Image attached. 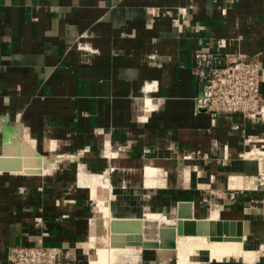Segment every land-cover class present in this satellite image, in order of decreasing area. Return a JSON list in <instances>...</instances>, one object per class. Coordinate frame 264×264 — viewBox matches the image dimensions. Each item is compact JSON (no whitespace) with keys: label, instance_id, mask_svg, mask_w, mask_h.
Returning a JSON list of instances; mask_svg holds the SVG:
<instances>
[{"label":"crops","instance_id":"crops-1","mask_svg":"<svg viewBox=\"0 0 264 264\" xmlns=\"http://www.w3.org/2000/svg\"><path fill=\"white\" fill-rule=\"evenodd\" d=\"M197 52L256 56L264 102V0H0V155L25 156L4 153L23 125L58 157L45 174L0 172V264L35 243L90 264L92 222L96 241L108 236L96 201L117 217L191 201L196 217L264 238V159L245 155L264 150V118L197 107ZM80 164L99 183L80 184ZM169 251L139 249L129 264H169Z\"/></svg>","mask_w":264,"mask_h":264},{"label":"built area","instance_id":"built-area-1","mask_svg":"<svg viewBox=\"0 0 264 264\" xmlns=\"http://www.w3.org/2000/svg\"><path fill=\"white\" fill-rule=\"evenodd\" d=\"M216 44L219 48L224 47L225 39L218 38ZM194 72L203 88L202 95L195 99L197 107L213 113L264 118V102L260 95L261 66L256 56H228L220 62L210 52H197ZM256 141L260 139L253 142ZM244 152L240 156L246 158ZM202 157L209 158V155L204 153ZM62 254V247L40 243L10 246L6 252L8 264H59Z\"/></svg>","mask_w":264,"mask_h":264},{"label":"bare ground","instance_id":"bare-ground-1","mask_svg":"<svg viewBox=\"0 0 264 264\" xmlns=\"http://www.w3.org/2000/svg\"><path fill=\"white\" fill-rule=\"evenodd\" d=\"M18 128L20 132L19 138L14 140L11 138V141L4 145V153L40 157L41 171L43 173L49 171L54 166L58 157L40 155L35 149L34 139L29 136L26 128L23 125H19ZM103 146L105 148L103 154H114V152L110 149L109 143L106 142ZM245 155L247 158L258 157L260 159H264V150H262V148L255 147L252 151H247ZM83 167L84 166L80 164L77 174L79 183L83 185L86 183L89 184V186L93 185L95 182L97 183L99 181L98 176L96 177V175L88 174L85 169H82ZM155 173V168L151 166L146 167V176H153ZM262 176L264 178V175ZM101 186L102 185L99 187ZM94 194L95 193H93L92 196H94ZM95 209L100 211L104 217H112L111 209L108 204L106 205L101 201H96ZM215 215L216 214H214V216ZM216 216L219 218V213ZM144 217L156 218L163 221L165 224H171L173 222V219L160 212L146 211L144 213ZM189 226L190 224L188 223V227ZM91 232V238L87 241L88 245H84L88 251L87 254L89 256L90 264H126L135 263L137 261L139 247H115L110 246L107 241L103 243L96 241L93 237V222L91 224ZM246 237L247 228L245 229V227L242 239L222 238L220 240H210L206 235L184 234L182 236H177L176 247L172 251L175 252L176 264H213L210 262H217L216 264H221L219 262H222L227 257H234L236 259L241 258L244 264H255L260 256H264V243L262 242V244L255 249H248L245 245ZM201 251L207 252L209 256L208 261H201L197 258Z\"/></svg>","mask_w":264,"mask_h":264},{"label":"water","instance_id":"water-1","mask_svg":"<svg viewBox=\"0 0 264 264\" xmlns=\"http://www.w3.org/2000/svg\"><path fill=\"white\" fill-rule=\"evenodd\" d=\"M40 157L14 158L0 155V172L12 175L40 173ZM173 219L165 224L156 218L117 217L107 218V242L110 246H134L139 249H166L176 247L177 236L184 234L206 235L210 240L222 238L242 239L244 224L242 220L223 219L208 220L196 217L191 201H178L174 211L164 214ZM188 223L190 226L188 227Z\"/></svg>","mask_w":264,"mask_h":264},{"label":"rangeland","instance_id":"rangeland-1","mask_svg":"<svg viewBox=\"0 0 264 264\" xmlns=\"http://www.w3.org/2000/svg\"><path fill=\"white\" fill-rule=\"evenodd\" d=\"M260 177V175H258V178ZM261 182V181H260ZM263 183V182H261ZM121 212V210H120ZM262 242L264 243V238L263 239H257V238H248L245 240V245H246V248L248 249H255L257 248L259 245L262 244ZM85 245H88L87 243ZM86 249V248H85ZM87 250V249H86ZM88 252V251H87ZM169 256H170V261H169V264H176L175 262V252L174 251H169ZM261 258H264V256H260ZM259 257V258H260ZM197 258L201 261H208L209 260V256L207 254L206 251H201ZM196 259V258H195ZM241 258H234V257H227L225 258L222 262H219L221 264H233V263H241ZM210 263H213V264H216L217 262H210ZM126 264H129V263H126Z\"/></svg>","mask_w":264,"mask_h":264}]
</instances>
